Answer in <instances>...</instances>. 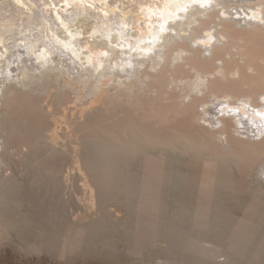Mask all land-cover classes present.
<instances>
[{
    "label": "rangeland",
    "instance_id": "374dc122",
    "mask_svg": "<svg viewBox=\"0 0 264 264\" xmlns=\"http://www.w3.org/2000/svg\"><path fill=\"white\" fill-rule=\"evenodd\" d=\"M6 1L0 0L8 8V12L6 8H2L5 10L2 12L11 14L9 10L14 6L17 23H24L27 15L30 18L29 13L34 9L30 10L28 4L24 7L11 0L15 5L10 2L9 7ZM40 2L47 16L74 13L75 10L77 14L84 12L82 4L78 6L75 0ZM43 2L49 6L42 5ZM127 2L131 5H126ZM127 2L112 4L113 0H105L103 4L87 5L91 6L92 13L95 10L96 13L107 11L109 4L126 10L130 8L133 12L139 9L136 7L138 3ZM77 10L81 11L78 13ZM13 12L15 14V10ZM27 20L30 23H24L27 29H22L20 23L16 26L21 29V36L30 37L39 30L46 35L48 28L56 29L51 24L48 27L38 21ZM21 41L18 40V43ZM9 42L12 44L14 41ZM11 59V66L14 63L15 66L18 60ZM24 98L18 102L7 99V105L4 101L5 106L10 104V108L3 104L9 130L0 132V162H4L0 164V177L7 181L9 190L7 203L2 208L0 206V264L225 263L230 256L228 248L234 246L231 244L233 232L245 229L253 234L249 249L240 259L241 264H250L254 258L264 263V249L259 251L264 245V159L240 149L226 153L221 146L223 144L209 135L211 132L208 133V129L201 126L193 115L173 117L166 110L164 113V107L159 109L160 113L163 111L161 115L159 113L160 118L151 111L141 112L144 118H139V113L135 116L131 114L133 117L130 114L112 116L105 111L94 115L89 112L82 114L81 107H76L68 110V120H62L63 117L55 114L53 108L42 109L36 97L28 95ZM157 119L159 121L156 122ZM149 129L154 130L151 132L152 135L154 133L153 138L147 135L149 140H145ZM111 131L113 134H110ZM147 134L150 135V132ZM204 135L209 137L202 138L205 139L202 145L204 142L200 137ZM187 137L193 142L190 143ZM194 139L199 141L194 143ZM201 140L200 149L198 143ZM207 143L213 146L206 147ZM26 215L30 216L31 224L23 219L17 220ZM74 220L90 225L94 223L84 232L88 237L84 242H87L80 249L71 251L74 254L70 255V252L63 254L62 243L58 240V244L53 239L51 243L60 246V252L59 247L53 251L49 237L47 240L42 237L58 227L62 231L60 240L65 233L78 236V233H70L66 228ZM176 233L180 236L184 234L182 237L186 243L183 242L184 250L180 248L177 260H174L170 242ZM39 237L44 242L35 247L34 242ZM187 239L193 243L192 247ZM206 249H214L216 253L202 260ZM179 254H182L181 257Z\"/></svg>",
    "mask_w": 264,
    "mask_h": 264
},
{
    "label": "bare ground",
    "instance_id": "6f19581e",
    "mask_svg": "<svg viewBox=\"0 0 264 264\" xmlns=\"http://www.w3.org/2000/svg\"><path fill=\"white\" fill-rule=\"evenodd\" d=\"M7 1L10 7L11 0ZM28 1L14 0L16 5L28 4L30 10L34 9L31 10L34 11L33 14L29 13V19L27 15L26 20L33 23L38 21L43 23V26L51 24L56 29L50 26L52 29L49 30L48 26L46 35H43L37 26L36 34H32L29 28L32 35L29 33L30 37L21 36L19 34L21 29L16 26L20 23L23 29L26 20L23 19L24 23L22 21L17 23V9H14V14L13 6L11 9L13 11L9 10L13 15L12 13L7 15L2 12L5 11L2 8L8 9L6 3L0 2V5H4L0 8V74H4L0 75V132L9 130L4 108L10 104L5 106L4 101L5 103L7 99L27 101L24 97L28 95L36 97L42 109L53 108L55 114L63 117L62 120H68V110L76 107H81L82 114L105 111L112 116L120 114L135 116L139 113L140 115H137L139 118H144L141 117V112L150 111L155 112L158 118L163 113L162 110L161 113L159 111L162 107L165 108L164 113L168 111L173 117L193 115L201 126L208 129L207 132H211L209 135H213L223 144L221 146L226 153L231 154L240 149L241 152L264 159V0H113L112 4L136 2L139 9L133 12V9L128 8L130 10L128 11L121 9L119 5L109 4L107 7L110 8L103 13L99 11L96 13V10L95 13L90 12L92 8L87 4H103L105 0H75L78 6L82 4L83 14L81 10L80 14L75 10L74 13L70 11L71 13L66 14L65 11L66 15L58 16L54 14L47 16L41 7L42 0ZM43 4L46 5V2ZM20 14L18 15L24 16ZM9 40L14 42L11 44ZM18 40L23 41L18 43ZM11 58L18 60L15 66V63L13 66L10 64L13 63ZM132 115L130 117H133ZM152 119L150 121H153ZM152 124L151 126L154 125ZM150 130L152 129L142 133L151 136L154 130ZM112 131L110 134H113ZM149 132L150 135L147 134ZM148 136L144 139L147 140ZM189 140L190 143L193 142ZM199 140L194 139V143ZM202 140L198 143L200 149L205 144L204 139L201 145ZM206 140L208 141V138ZM8 187L7 181L1 176V208L7 203L5 201L8 199L6 198ZM79 216L78 214V218ZM92 216L87 219H91ZM18 218L19 221L23 219L31 224L29 215ZM75 220L66 228L70 233H78V236L72 237L65 233L60 240L58 238L62 231L58 227L52 230L53 234L49 232L42 237L45 239L49 237L53 251L59 247L60 252V246L54 245L55 248L51 243L53 239L57 240L56 243L58 240L62 243L63 254L70 252V255L74 254H71V251L80 249L82 244L87 242H84L88 238L84 232L94 223L90 225L83 223V219L82 223ZM252 234L253 232L247 229L233 232L231 244L234 246L228 248V252L230 249L228 262L216 261L213 264H241L240 259L249 249ZM173 235L170 248L172 259L177 260L180 248H183L182 245H185L183 242L186 243V240L182 237L184 234ZM38 240L34 242L35 247H40L44 242V239ZM188 240L187 243L192 247L193 243ZM263 246L259 251H263ZM215 253L214 249H206L202 256H198L203 260V257ZM250 264L264 263L254 258Z\"/></svg>",
    "mask_w": 264,
    "mask_h": 264
}]
</instances>
